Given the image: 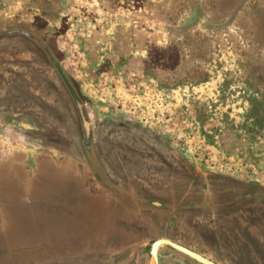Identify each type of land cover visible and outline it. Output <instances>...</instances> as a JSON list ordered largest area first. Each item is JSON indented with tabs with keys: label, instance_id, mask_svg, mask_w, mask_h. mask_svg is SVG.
Instances as JSON below:
<instances>
[{
	"label": "rangeland",
	"instance_id": "1",
	"mask_svg": "<svg viewBox=\"0 0 264 264\" xmlns=\"http://www.w3.org/2000/svg\"><path fill=\"white\" fill-rule=\"evenodd\" d=\"M158 238L264 264V0H0V264Z\"/></svg>",
	"mask_w": 264,
	"mask_h": 264
},
{
	"label": "water",
	"instance_id": "2",
	"mask_svg": "<svg viewBox=\"0 0 264 264\" xmlns=\"http://www.w3.org/2000/svg\"><path fill=\"white\" fill-rule=\"evenodd\" d=\"M169 246L191 258L198 261L201 264H218L214 260L202 255L201 253L190 249L172 239L169 238H159L155 241L149 243V251L152 256L154 264H159V249L161 246Z\"/></svg>",
	"mask_w": 264,
	"mask_h": 264
},
{
	"label": "flooded vegetation",
	"instance_id": "3",
	"mask_svg": "<svg viewBox=\"0 0 264 264\" xmlns=\"http://www.w3.org/2000/svg\"><path fill=\"white\" fill-rule=\"evenodd\" d=\"M159 239V238H158Z\"/></svg>",
	"mask_w": 264,
	"mask_h": 264
}]
</instances>
